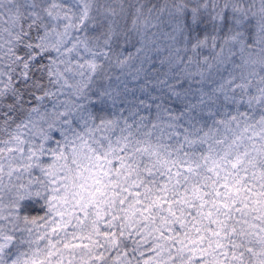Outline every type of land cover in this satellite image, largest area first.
<instances>
[{"label":"snow or ice","instance_id":"snow-or-ice-1","mask_svg":"<svg viewBox=\"0 0 264 264\" xmlns=\"http://www.w3.org/2000/svg\"><path fill=\"white\" fill-rule=\"evenodd\" d=\"M0 264H264V0H0Z\"/></svg>","mask_w":264,"mask_h":264}]
</instances>
